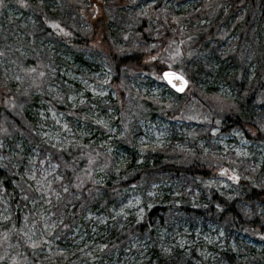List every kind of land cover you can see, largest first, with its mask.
Segmentation results:
<instances>
[{
	"label": "rangeland",
	"instance_id": "374dc122",
	"mask_svg": "<svg viewBox=\"0 0 264 264\" xmlns=\"http://www.w3.org/2000/svg\"><path fill=\"white\" fill-rule=\"evenodd\" d=\"M91 1L99 8L68 7L64 0L0 2V95H10L12 102L0 104V158L18 190V204L12 206L0 187V264H157L149 236L131 234L115 249L105 243L143 222L152 209L144 193L167 199L172 184L165 175L139 180L135 165L127 169L131 161L142 166L145 151H183L189 165L201 149L205 154L198 161L208 167L202 157L216 147L221 156L253 158L251 168L264 171L259 164L264 142L255 147L240 128L221 132L232 126L228 115L242 123L250 115L264 118L260 95L242 91L247 81L258 85L263 79L264 0H164L163 12L186 18L180 32L168 42H148L164 45L159 54L147 49L161 63L149 64L146 72L126 68L120 75L108 55L128 54L121 47L139 39L133 34L135 10L146 17L159 2L129 0V19L113 13V22L95 36L101 21H94V10L102 19L111 9L108 0ZM206 2L211 6L200 18L197 10ZM79 54L93 67L78 62ZM161 64L189 81L187 93L178 95L164 83ZM93 77L102 83L86 79ZM255 106L257 114H250ZM249 124L244 129L250 131ZM14 139L19 151L9 146ZM32 146L50 162L37 177L32 172L39 173L38 151ZM4 152L13 160L4 159ZM260 207L264 204L246 205L245 217L251 220ZM165 218L155 221L166 222L155 239L163 253L174 255V264H230L223 255L226 235L216 222L192 224L179 213ZM257 231L230 241L238 263L264 264V237L258 235L263 230Z\"/></svg>",
	"mask_w": 264,
	"mask_h": 264
},
{
	"label": "trees",
	"instance_id": "16d2710c",
	"mask_svg": "<svg viewBox=\"0 0 264 264\" xmlns=\"http://www.w3.org/2000/svg\"><path fill=\"white\" fill-rule=\"evenodd\" d=\"M108 1L110 4L108 9H111V13H106L102 19L98 16V11L96 10H94V13L97 14L95 16L92 15L94 17V21H101L99 28H95V26L91 27L95 28V36H99L98 34L102 31L101 29H105L109 25L107 24L108 21L111 20L113 22V13H116V16L126 19H129L128 16L131 14V10L129 9V0ZM176 1L183 2L187 0ZM93 2L94 1L91 0H64V5L66 4L68 7H72L74 3H79L81 7H87V4L90 3L89 6L92 5L97 8L98 6L96 2ZM158 2L159 3H156V5L150 7L148 11L149 15L146 17H139L138 12L135 10V19L137 20V23L133 34L136 32L139 39L133 40L132 42L125 44L124 47H121L124 50L125 48H128L129 51L126 52L128 54L108 55V60L114 65L116 74L120 75L121 70L126 68L136 70L138 72H146V70H148L147 68H149V64L161 63L158 61V58L155 59V57L150 56L147 53V49L154 50L158 53L164 45H162L159 49L157 45L149 47L148 42L155 43L157 39L168 42V40H171L170 37L172 35L180 32L179 29L182 26L181 24L186 18H183L179 13H175L173 10L163 12L162 5L164 0H158ZM210 6L211 2H206L200 10H197V14L200 15V18L204 17L206 9ZM59 11L61 12L62 10L59 9ZM157 12L159 13V16L156 18L155 13ZM137 26H139L138 29ZM248 30L249 32L251 31V29ZM51 31L55 32L52 29ZM70 31L72 34H75L72 29H70ZM55 33L61 34V31L58 30ZM71 38L73 37L71 36ZM85 41L90 42L91 40L85 39ZM85 41L81 40L78 41V43L85 46ZM129 44L132 45L130 46ZM76 59L78 62L83 63L86 66L93 67V63L85 60V58H83L80 54L76 56ZM161 66L162 67H158V69H160V71H158L160 78L163 72L169 70V66L167 64H161ZM262 72L263 79L258 85H254V83H250L246 80L247 83L243 86L244 88L242 90L247 95L251 92H253V94L257 97L260 95V107L264 106L263 68ZM86 79L98 85L102 83L99 78L93 77ZM149 102L157 110L166 109V107L157 104L155 101ZM11 103L10 95H0V104L10 106ZM207 103L214 105V103L210 100H207ZM250 110V114H257L258 106H255V109L252 110L251 108ZM5 112H7V109H5ZM228 116V120L226 121L231 122L232 126L222 128L221 132L226 133L229 129L240 128L244 131L245 139H249L252 143H254L255 147L263 148L261 143L264 142V125L260 123L261 121H264L263 117H261L262 119L256 117L251 119L252 115H250L245 119L246 122L242 123L241 120L239 121L233 116ZM247 124H249L248 126H251L250 131L247 128L244 129V126ZM9 146L14 148V150L19 151L17 139H14ZM32 147L36 148V151H38V161L36 164L37 169H39V173L38 171L32 172L37 177V175L40 174V171L48 166L50 162L49 158L46 157V154L43 153L38 146ZM212 150V154L209 153L208 155H204V157H202L205 161L210 163L208 167L198 161L200 160V155H203L202 152L204 153L201 149H198L197 151L195 150L197 157H195L194 162L189 165L186 164V152L184 153L183 151H176L169 148L167 150L162 149V151H145L146 161L142 163V166H138L135 161H132L127 169H130L135 165L138 169L137 178L139 180L141 177H144L146 180V175L157 173L155 176H159L160 179L163 175H165L167 177L166 180L172 185L169 186V190H166V192H169L168 196H163L167 197V199H164L166 201L160 199L162 198L161 195L160 197H152L147 195L145 196L144 193L143 196L145 200L151 204L152 209L146 212L143 222L140 223L134 231L130 232L126 236L116 237L114 234L113 236L108 237L105 242L106 246L113 249L119 248L131 234L146 235L151 237V239L155 242L152 250V262L155 261L157 264H174V255L163 253L158 248L159 243L155 239L158 229H161L162 224L166 222L162 220L158 223V226L155 221L159 217H162V219H166V216L173 218L175 214L179 213L188 218L192 224L203 221L216 222L226 235L225 241L228 254L225 255L224 253L223 255L230 264H241L240 262L238 263V259L233 255V248L230 246V241L235 240L238 243L239 237L237 235L246 236L254 234L253 236H256L255 233H258L257 230H263L258 235H262L264 237V208L260 207L259 211L251 216V220L245 217L243 208L248 204H264V171L261 169L257 170L251 168L253 158L239 157L230 153H226L221 156L217 154L221 150H216V147ZM2 154L4 159L7 158L13 160L9 154L5 152ZM183 160H185L184 164L183 162H179ZM6 163L7 162L3 163L0 158V187L8 191L11 196L10 204L15 206L18 204V200L16 199L18 196V190L16 189L15 183L16 178L13 175H9L5 171ZM259 164L264 168L263 162H259ZM211 165L213 167H211ZM21 173L23 174V172ZM24 177H26V183L33 186L29 180L30 177ZM159 179H153V181H158ZM62 183V181L56 182L53 186V191L54 189L59 188ZM150 184V182L145 183L143 185V189H147ZM105 209L106 207L102 210L105 211ZM247 248L251 249L249 247Z\"/></svg>",
	"mask_w": 264,
	"mask_h": 264
},
{
	"label": "snow or ice",
	"instance_id": "6c2138e0",
	"mask_svg": "<svg viewBox=\"0 0 264 264\" xmlns=\"http://www.w3.org/2000/svg\"><path fill=\"white\" fill-rule=\"evenodd\" d=\"M2 2V0H0ZM164 78L167 79L168 83L172 85V87L176 88L177 91H183V84H186L187 81L184 80L182 76H178L176 73L173 72H165ZM173 79L181 81V86H177L175 83H173Z\"/></svg>",
	"mask_w": 264,
	"mask_h": 264
},
{
	"label": "water",
	"instance_id": "95a60500",
	"mask_svg": "<svg viewBox=\"0 0 264 264\" xmlns=\"http://www.w3.org/2000/svg\"><path fill=\"white\" fill-rule=\"evenodd\" d=\"M165 72H173V73H176L178 76H182L181 74H179V73H177V72H175V71H172V70H168V71H165ZM165 72H164V73H165ZM164 73L162 74V77H163L164 81L168 84V86H169L173 91H175L177 94H179V95L184 94L185 91L188 89V86H189V82H188V80H187L184 76H182V77L184 78V80L187 81V83H186V84H183V91H177V89L174 88V87H172V85L168 83L167 79L164 78ZM173 83H175V84L179 87V86H181V83H182V82L179 81V80L173 79Z\"/></svg>",
	"mask_w": 264,
	"mask_h": 264
},
{
	"label": "bare ground",
	"instance_id": "6f19581e",
	"mask_svg": "<svg viewBox=\"0 0 264 264\" xmlns=\"http://www.w3.org/2000/svg\"><path fill=\"white\" fill-rule=\"evenodd\" d=\"M132 162V161H131Z\"/></svg>",
	"mask_w": 264,
	"mask_h": 264
}]
</instances>
